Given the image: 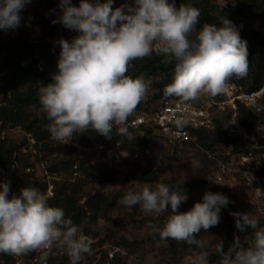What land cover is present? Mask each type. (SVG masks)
<instances>
[{
    "label": "clouds",
    "instance_id": "obj_1",
    "mask_svg": "<svg viewBox=\"0 0 264 264\" xmlns=\"http://www.w3.org/2000/svg\"><path fill=\"white\" fill-rule=\"evenodd\" d=\"M29 3L31 0H0V29L18 28L20 13ZM113 3L80 0L76 6L72 0H60L59 22L78 35L71 42L61 37L58 70L51 82L42 83L38 90L51 138L66 144L74 134L89 129L107 139L112 138L114 129L118 136L130 137L128 117L147 86L143 74L128 76V67L153 52L164 57V64H174L164 95L183 102L195 101L202 92L223 94L233 76H247V42L227 17L221 18L219 26L206 22L197 31L201 12L192 4L177 7L175 0H133L113 8ZM176 123L182 127L184 122ZM10 188V181L0 182V253L20 256L50 251L55 245L66 251L70 264H79L82 255L91 251L92 239L71 217L66 218L62 207L49 203L47 193L25 186L10 196ZM187 200L184 190L158 183L142 189L128 187L120 203L130 211L138 205L144 215L170 212L163 227L156 229L160 238L204 248L197 236L219 224L221 209L229 204V198L206 191L202 201L179 211ZM231 215L238 230H254V239L245 247L236 236L234 254L231 249L224 251L221 240L216 249L221 264H264V226L245 212ZM207 256L206 252L194 253L192 264H207Z\"/></svg>",
    "mask_w": 264,
    "mask_h": 264
},
{
    "label": "rangeland",
    "instance_id": "obj_2",
    "mask_svg": "<svg viewBox=\"0 0 264 264\" xmlns=\"http://www.w3.org/2000/svg\"><path fill=\"white\" fill-rule=\"evenodd\" d=\"M211 1L221 7L234 8L240 5L245 17L242 24H236L240 30L253 33L264 28V3L256 4L255 0ZM59 3L60 0H31L25 9V15L32 16L42 24V43L50 39L54 40L56 46L52 49L49 46L37 49L36 62L44 74V84L51 82L52 74L58 70L61 51L58 42L61 37L71 42L73 37L78 35L59 22L58 17L61 14ZM72 3L78 6L80 0H72ZM126 3L131 4L133 0H114L113 8ZM5 34L6 31L0 29V35ZM13 38H27L26 31L19 29L18 34L11 40ZM131 66L130 62L129 68ZM155 82L154 78L145 80L147 87L144 97L138 104L140 107L129 117L145 109L153 110L162 103L161 100H152L156 92ZM246 88V85H240L238 82L229 83L226 84L223 94L212 96L202 92L190 103L203 110L207 120L205 126L211 130H214L217 124L226 121L232 123L235 121L237 125L241 116L249 118L245 110H239L238 101L246 108L254 110L255 115L249 118L252 130L247 131L243 126H238L237 131L246 147L258 150L256 153L247 155L236 153L231 147H227L224 141L214 144L210 150L199 142L170 144L157 132L160 137L155 138V142L145 151L130 150L129 143L124 138L111 144L104 140L102 146L94 148H78L73 143V137L69 143L64 144L51 138L50 134L45 138L40 132L35 135L24 130L22 126L4 124L0 121V146L12 149L15 159L11 169L3 171L0 168V182L8 180L11 184L14 182L21 184L24 180H38L41 184H47L49 198L53 197L55 189L61 191L68 187L78 191L76 198L81 205H85L90 195L97 193H103L116 200L113 208L97 214L94 223L86 221L82 224L80 230L93 242L90 246L91 251L82 255L79 264H192L194 253L200 252L208 254L207 264H221V259L211 261L210 256L216 251L218 243L228 234L227 226L222 223L224 215L245 212L264 221V188L247 183L241 174V171L246 166L253 165L255 160L260 159L264 162V146L260 142V138H264V86L254 93H248ZM6 104L7 101L0 96V106ZM40 111L41 108L38 112ZM137 131L141 135L144 133L141 130ZM38 137L41 140L37 139ZM72 144H74L72 148L65 147ZM107 147L106 153L104 150ZM246 156L248 159H243ZM214 158L231 168V171L224 175L223 181H218L216 177L219 168ZM64 161L69 162V168H66ZM80 164L97 166L109 172L114 180L93 182L79 170ZM144 168L154 170L155 181L135 178V174ZM51 169L56 172H52ZM189 182L198 186L194 192H186L188 200L181 204L179 208L181 212L191 209L197 201H202L206 191L217 192L218 189V192L226 195L230 201L221 209L219 224L207 232L201 230L199 233L201 236L199 240L204 242V248L192 249L183 241H175L174 246L171 243L172 239L160 238L156 229L163 227L170 212L144 215L139 211L138 205L130 211L120 203L128 187L142 189L145 185L155 187L158 183H164L179 189V186ZM252 241L250 239L248 245ZM15 264L31 262L28 258L19 257ZM38 264H70V260L66 251L54 245L50 251L43 250L40 253Z\"/></svg>",
    "mask_w": 264,
    "mask_h": 264
},
{
    "label": "trees",
    "instance_id": "obj_3",
    "mask_svg": "<svg viewBox=\"0 0 264 264\" xmlns=\"http://www.w3.org/2000/svg\"><path fill=\"white\" fill-rule=\"evenodd\" d=\"M177 7L181 4H192L198 8L201 12L200 22L197 25V31L203 26L204 23H214L220 25L221 18L227 17L235 25L242 24L244 22L243 10L240 5L230 7H221L211 0H175ZM256 4L264 3L261 0H255ZM240 35L243 40L247 42L248 48V60L249 70L247 76L244 78H236L233 76L228 82H238L240 85H246V91L248 93H254L262 89L264 86V28L257 30L253 33H247L240 30ZM8 35H0V96H2L7 104L0 106V121L4 124L11 123L16 126H22L27 132H32L35 135L40 132L47 138L50 134L47 130V126L50 121L47 119L46 113L40 110L41 105L39 103L38 90L41 84L45 82L44 74L39 69L36 62V53L38 48L49 46L54 48L53 41H47L35 45L31 43L27 38H13ZM56 47V46H55ZM164 57L158 56L153 52L151 57H145L144 59H137L131 62V68L128 67L127 75L135 78L143 74L144 79L149 78L156 79L155 89L153 94V101L161 100H179L180 98L175 96H165L164 88L167 84L171 83L174 64H164ZM140 106H137L139 108ZM239 110H245L247 115L251 119L255 114L251 108H246L243 103L238 101ZM143 111H150L145 109ZM37 113H40L39 115ZM247 116H241L238 119V124L226 121L221 124H217L214 130L207 127H195L191 128L192 134L196 138V142L200 143L206 149H213L214 144L220 141H224L227 147H231L232 150L239 154H251L256 153L258 150L249 149L244 144L242 138L239 136L237 127L243 126L245 130H252V123ZM39 129V131L37 130ZM137 130L143 131V135L139 134ZM128 131L131 134L130 137L118 136L115 129L112 133V138L107 139L94 130L89 129L83 134H74L73 143L76 147L82 148H94L96 146H102L104 140L111 144L120 139H125L129 143L130 150L145 151L149 146L155 142V138L163 137L159 128L156 125H142L140 128H134L128 126ZM155 131V133H154ZM156 132L158 134H156ZM37 139L41 140L40 137ZM261 145L264 146V138H260ZM68 148L74 147V144L65 146ZM104 152H108V147ZM14 154L12 149L0 146V168L5 171L11 169L14 164ZM66 168H69V162L64 161ZM72 165V164H71ZM52 172L56 170L51 169ZM79 170L87 175L93 182L101 183L114 180L109 172L101 170L94 165L80 164ZM155 172L153 169L144 168L135 174L136 179L144 181H155ZM25 186H34L40 189L42 192L47 193V184H41L38 180L30 181L24 180L23 183L17 184L14 182L11 184L10 193L19 194L20 190ZM198 186V185H197ZM194 183H184L179 186V190L192 193L197 188ZM218 192V189H216ZM78 191H73L68 187H64L63 190L58 191L55 189L53 197L49 198V202L53 206L62 207L65 210V216L71 217L73 223L81 228L82 224L86 221L94 223L97 219L99 212L107 211L116 205V200L109 198L103 193H97L90 195L85 205H81L79 199L76 198ZM91 214H90V213ZM260 225L264 226V221L259 220ZM222 223L227 226L228 234L222 240L224 243V251L228 252L230 249L233 254L237 249L233 246L234 238L240 237V242L243 246L247 247L249 240L254 239V230L246 228L244 231H240L236 228L235 218L226 213L222 220ZM198 234L197 239H200ZM244 237H248L244 239ZM175 246V240L171 241ZM187 247L196 249V245H189L183 242ZM36 251L30 252L26 255L12 256L6 253H0V264H15V261L19 257L31 259L35 256ZM211 261L221 259L220 253L215 251L210 256ZM106 262H110L106 260ZM105 262V263H106Z\"/></svg>",
    "mask_w": 264,
    "mask_h": 264
},
{
    "label": "built area",
    "instance_id": "obj_4",
    "mask_svg": "<svg viewBox=\"0 0 264 264\" xmlns=\"http://www.w3.org/2000/svg\"><path fill=\"white\" fill-rule=\"evenodd\" d=\"M26 7L21 11V25L12 30L6 31V35L15 37L19 29L26 31L27 39L39 45L43 41L42 24L36 21L32 16L25 15ZM53 41L54 40H50ZM248 97V96H246ZM188 102L179 100L163 101L157 108L150 111H143L137 115L128 118V126L140 128L142 125H156L165 141L170 144H197L195 136L191 132V128L207 127V120L203 110ZM177 120H182L183 126L177 127ZM138 156V154H136ZM218 171L216 177L218 181H223L224 175L231 171L228 164L218 161ZM247 160L248 157H243ZM242 177L249 184H256L258 187L264 188V162L263 160H255L253 165L246 166L241 171ZM46 250V249H44ZM43 250L36 251V255L29 259L31 264L39 263V255Z\"/></svg>",
    "mask_w": 264,
    "mask_h": 264
}]
</instances>
